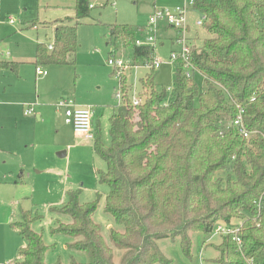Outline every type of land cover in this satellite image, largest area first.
<instances>
[{"label": "trees", "instance_id": "trees-1", "mask_svg": "<svg viewBox=\"0 0 264 264\" xmlns=\"http://www.w3.org/2000/svg\"><path fill=\"white\" fill-rule=\"evenodd\" d=\"M90 3L75 0L76 20L89 15ZM192 9L206 16L203 27L210 34L189 53L204 86L186 77L177 59L171 91L156 88L157 70L149 68L139 79L143 102L132 106L127 79L119 76L125 95L109 117L108 146L95 125L93 151L105 162L97 181L108 187L104 211L122 227L109 228V240L123 250L118 262L93 220L98 198L81 202L80 189H70L61 206L50 208L69 221L56 218L49 233L80 236L67 247L85 251L88 261L46 262L51 245L32 228L42 216L21 210L10 227L26 243L13 264H172L157 240L179 239L189 257L194 232L210 236L216 224L230 228L233 220L242 222L236 232H219V242L208 244L216 252L210 264H264V0H193ZM65 20L56 21L51 49L36 44L35 66L74 63L69 56L78 47L77 25ZM142 30L108 27V41L129 46L134 65L155 57L154 46L135 44ZM3 68L17 71L18 64L0 61ZM235 103L243 104L252 132L247 138L225 126Z\"/></svg>", "mask_w": 264, "mask_h": 264}, {"label": "rangeland", "instance_id": "rangeland-1", "mask_svg": "<svg viewBox=\"0 0 264 264\" xmlns=\"http://www.w3.org/2000/svg\"><path fill=\"white\" fill-rule=\"evenodd\" d=\"M91 1L94 6L89 15L77 20L73 15L74 0H2L0 3V60L28 61L19 65L17 73L0 70V222L6 221L8 217L17 220L19 207L41 215L42 218L33 223L32 228L42 233L46 245H51L45 253V261L49 263H68L71 259L85 263L89 259L85 251L67 247V242L78 240L80 236L74 238L49 233L56 218H61L63 222L69 221L67 215L53 214L50 208L61 206L66 201V191L70 189H80L81 202L98 198L93 220L100 225L104 239L113 249L114 262H118L123 251L109 240V228L122 230V227L115 224L104 211L108 187L97 181V170H104L105 162L94 153L93 140L75 134L72 127L64 123L63 114L55 103L61 99L74 98L80 105L89 104L99 116L102 141L108 146V117L117 107L114 93L118 76L107 60L114 58L128 65L122 76L127 79V85L135 84L139 92L142 89L139 79L148 71V67L141 63H137V66L132 64L129 46L123 45L121 41H108L109 25L131 24L146 28L155 8L171 9L189 0ZM38 3L42 7L46 6L47 10L45 13L41 9V19L63 17L66 13L72 15L64 19L77 25L78 40L76 53L69 56V60L74 58L75 62L41 65L48 75L40 78L35 75V64L31 63L35 45L42 41L51 42L55 26H40L36 30L33 28L37 25L34 22L30 29H21L26 21L36 19ZM61 3L67 6L65 10L57 9ZM6 17L14 18L15 24L3 22ZM197 17L199 14L193 9L187 14V21L193 29L189 36L194 33L193 23ZM199 27L200 39H204L206 33L202 26ZM151 31L156 36L155 58L162 61L156 69V88L168 91V88L172 89L175 79L174 64L170 61L171 43L167 39L172 32L164 28L163 19L158 20ZM139 34L146 38L150 33L143 30ZM194 77L203 87L201 76L195 73ZM31 102L35 104V114H39V118L35 114L24 115L22 107ZM228 124L229 121L225 122L226 127ZM59 153H63V156H59ZM241 223L233 220L230 229H236ZM219 225L223 226L220 223L215 227ZM8 229L4 237L5 229L0 225V233L8 250L7 257L10 258L8 264H13L20 245L26 242L10 226ZM191 239L189 257L183 255L179 239H159L157 245L172 264H210L216 252L207 246L219 242V236L194 232Z\"/></svg>", "mask_w": 264, "mask_h": 264}, {"label": "built area", "instance_id": "built-area-1", "mask_svg": "<svg viewBox=\"0 0 264 264\" xmlns=\"http://www.w3.org/2000/svg\"><path fill=\"white\" fill-rule=\"evenodd\" d=\"M193 0H189L185 2L181 6H176L171 9L163 8V9H154L151 16L148 19L147 30L144 28L146 32L150 34L145 38L140 37V34L137 35L135 44L138 46H154L156 43V36L151 31L155 28L158 20L163 19L164 24L172 28L176 31V37L174 39V44L177 46L176 49L170 52V61L174 62L177 59H181L184 62L185 68V75L188 78L194 77L195 73L199 74L195 71L193 65L189 61V53L191 42L188 37V33L190 31L189 25L187 24V14L192 8ZM92 7V5H90ZM206 21V16L199 14V18L195 21L197 26H203L204 22ZM7 24L14 25L15 19L12 17H6L3 21ZM35 27V26H34ZM143 30L141 31V33ZM48 49L52 48V44L47 45ZM107 63L112 66L113 70L115 71L116 75L118 76V84L115 89L114 97L117 101V106L121 105L124 101V95L122 88V83L120 82L119 76H122L124 70L127 68L128 65L124 64V62H120L119 60H115L114 58H109ZM162 61L153 57L151 63H146L142 66H146L149 68L157 69L161 65ZM41 65L35 66V75L40 78L47 75V71L40 67ZM137 66V64L135 65ZM129 85L128 93V100L132 106H137L143 102V98L139 94L140 90L132 83ZM171 89L168 88V92ZM253 100V98H251ZM57 109H59L64 117V122L70 125L73 131L87 139L93 140L95 136V130L93 127V110L92 107L89 105H80L74 99H61L55 103ZM236 112L234 118L229 121L228 126L232 125L239 134L243 137L247 138L252 133L248 131L244 124L243 113L244 107L242 103H235ZM24 115H33L35 114V104L33 102L26 103L23 106ZM227 126V127H228ZM238 229H230L227 226H217L212 231V234H217L219 232L229 233V232H236ZM237 242L238 239L236 238ZM12 264V263H11Z\"/></svg>", "mask_w": 264, "mask_h": 264}, {"label": "crops", "instance_id": "crops-1", "mask_svg": "<svg viewBox=\"0 0 264 264\" xmlns=\"http://www.w3.org/2000/svg\"><path fill=\"white\" fill-rule=\"evenodd\" d=\"M1 1L2 0H0V3H1ZM6 2L8 1V0H5ZM22 1V0H21ZM90 5H92V7L94 6V4L92 3V1H91V3H90ZM90 5H89V7H90ZM45 8H46V6H41L39 3H38V6H37V17H36V19H32V20H28V21H26L24 24H23V27H21V29H26V28H31L32 26H31V23L32 22H35L37 25H35V27H33L34 29H38V27H40V26H42V27H44V28H48V27H50L51 25L52 26H55L54 27V30H53V35H52V41H53V36H54V31H55V29H56V27L60 24V22H56V21H59V20H65L64 18L65 17H71L72 15H70V14H68V13H66V15H63V17H57V18H53V19H49V18H44V19H41V17H40V15L41 14H43L42 13V11H41V9H43V11L45 12V13H47V10H45ZM67 8V6L66 5H64V4H60L59 5V7L57 8V9H62V10H65ZM68 8H70V7H68ZM74 8H75V0H74ZM192 9V8H191ZM190 9V10H191ZM74 13H75V9H74ZM197 13V12H196ZM198 14V13H197ZM74 15V14H73ZM198 19V17L195 19V21ZM195 21H194V25L193 26H195V29H194V33H193V35L191 36H189V34H191V32H192V25L191 24H189L188 23V21H187V24L189 25V28H190V31H189V33H188V37H189V39H190V42H191V45H197V46H199L198 45V43H202V41L203 40H205L206 38H209L210 37V34L204 29V27H203V29H204V32L206 33V36L204 37V39H200V32H199V29L198 28H200L199 26H197L196 24H195ZM70 23H72V21L70 22ZM164 28L167 30V29H169L171 32H172V34L171 35H169V36H167V39H168V41L171 43V47H170V52L172 51V50H174V49H176L177 48V46L174 44V39H175V37H176V31L175 30H173L172 28H169V27H167L165 24H164ZM52 41L51 42H48V43H46V42H44V41H42V42H38V43H45L46 45H48V44H52ZM37 44V43H36ZM162 44V43H161ZM201 45V44H200ZM35 47H36V45H35ZM0 49L2 50V47H0ZM155 52V51H154ZM7 55L8 54H6V57H7ZM130 55H131V51H130ZM34 56H35V49H34ZM131 59V58H130ZM71 60H74V62H75V59L74 58H72ZM0 61H3V62H15V63H17L18 64V69H17V71H13L12 69H10V68H3V69H0V70H3V71H12V72H14V73H17L18 72V70H19V65H21L22 63H25V62H28V61H26V60H22V59H8V58H6V59H1ZM33 61H34V59H33ZM33 61L31 62V63H33ZM34 64V63H33ZM73 64V63H72ZM48 66V65H47ZM147 72V71H146ZM145 72V73H146ZM144 73V74H145ZM47 75H48V71H47ZM46 75V76H47ZM144 76V75H143ZM44 77V76H43ZM201 78H202V76H201ZM202 80H203V78H202ZM74 99V98H73ZM75 100V99H74ZM84 105H87V104H84ZM89 105V104H88ZM23 108V107H22ZM61 112V111H60ZM113 112H114V110H113ZM112 112V113H113ZM62 113V112H61ZM35 116L37 117V118H39V114H35ZM111 116V114L109 115V117ZM109 117H108V123H109ZM92 119H93V127H94V130H95V125L96 124H98L99 126H100V121H99V116H97L96 115V112H95V110H93V116H92ZM65 123V122H64ZM66 124V123H65ZM73 130V129H72ZM74 132V131H73ZM75 133V132H74ZM76 134V133H75ZM59 156H63V153H59ZM107 194V193H106ZM15 200H16V198H15ZM19 215H20V211L21 210H26V209H23L22 207H19ZM26 211H28V210H26ZM30 211V210H29ZM9 219H7L6 221H4V222H0V225H2L3 227H4V229H5V231H4V237H5V235H6V233H8L9 232V229H8V226H10V223L12 222V221H15V220H12L10 217H8ZM61 219V218H60ZM4 224V225H3ZM12 229V228H11ZM16 232V231H15ZM17 233V232H16ZM3 234L2 233H0V242H1V246H0V264H5L6 262H7V264L10 262L9 261V259L10 258H8L7 257V252H8V250L6 249V246H5V244H4V238H3ZM17 235H18V233H17ZM22 240H24L20 235H18ZM10 237V236H9ZM9 239V238H8ZM70 242H72L71 240L69 241V242H67V244L68 243H70ZM24 244H21L20 245V247L21 246H23ZM19 247V248H20Z\"/></svg>", "mask_w": 264, "mask_h": 264}]
</instances>
